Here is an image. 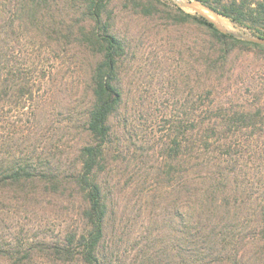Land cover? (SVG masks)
<instances>
[{
  "label": "trees",
  "instance_id": "16d2710c",
  "mask_svg": "<svg viewBox=\"0 0 264 264\" xmlns=\"http://www.w3.org/2000/svg\"><path fill=\"white\" fill-rule=\"evenodd\" d=\"M200 1L264 38V0ZM131 20L144 22L146 33L167 38L170 32L180 48L186 26L192 92L212 96L202 106L192 103L193 110L226 111L229 117L203 124L193 115L188 127L162 116L168 124L157 134L141 136L155 115L151 104L129 100L127 75L138 40L121 24ZM243 54L262 58L264 44L221 31L206 17L163 0H0L1 200L38 188L54 200L76 194L82 229L72 231L64 243L48 245L59 257L78 251L84 264H121L117 230L137 216L150 223L152 210L171 225L170 239L160 240L144 226L143 247L123 263L251 264L237 246L243 240L239 230L252 243H261L254 264H264V198L248 204L256 210L248 228L239 216L246 200L239 204L233 202L238 198H229L242 189L238 160L229 151L233 140L225 131L256 117L250 106L235 109L240 88L230 76L239 72ZM71 66L79 80L75 86L63 72ZM13 108L29 114L27 131L1 116ZM134 110L141 112V125L131 116ZM55 112L61 117L51 125ZM68 139L71 154L61 148ZM210 141L223 148L219 159L210 158ZM25 143L33 152L16 151V144ZM132 165L143 178L126 175ZM149 177L154 182L150 194L144 189ZM132 197L143 214L129 206Z\"/></svg>",
  "mask_w": 264,
  "mask_h": 264
},
{
  "label": "rangeland",
  "instance_id": "374dc122",
  "mask_svg": "<svg viewBox=\"0 0 264 264\" xmlns=\"http://www.w3.org/2000/svg\"><path fill=\"white\" fill-rule=\"evenodd\" d=\"M163 1L170 5H177L175 0ZM184 10L194 12L188 8ZM219 23L239 34L249 35L245 28L236 25L227 17L222 16ZM143 24L144 22L133 20L121 24L124 28L129 26L138 40L137 52L131 56L134 60L127 75L130 88L129 100L151 104L150 112H154L155 115L154 121H144L143 131H140L141 136L148 137L154 133L157 134L158 130L164 127L163 124L169 123L163 121L166 116L175 120L179 119L188 127L190 123L187 118L193 115L203 121V124L229 117L226 111L222 113L213 110L205 112L204 107L193 110L192 103L196 102V105L202 106L201 104L211 100L212 96L207 93L194 96L195 92H192L191 82L187 76L189 67L187 45L191 38L188 28L186 26L183 28L182 47L180 48L177 36L174 35V38L168 32L167 38H163L161 33L156 35L146 33L147 31L141 28ZM48 62H50L49 68H52L50 59ZM238 66L239 72L230 76L232 85L240 88V93L238 92L239 94L234 97L235 109L241 111L244 107L250 106L254 109L256 117L250 119V122L245 124L246 126L231 124L225 131L233 140L229 151L238 160L236 164L240 174L237 180L242 189H240L241 194L236 193L229 198H238L233 202L239 204L242 198L246 200L239 216L241 214L244 217L240 224L248 228L253 223L256 213L253 205L249 207L248 204H254L256 198L259 200L264 198V57L243 54L240 56ZM63 72L71 86L78 83L77 73L73 66L66 68ZM71 92L75 93V89ZM74 96H77L76 93ZM129 109L132 111V108L129 107ZM2 113L4 114L1 116L8 121L18 123L20 126L18 129L27 131L30 127L29 114L16 111L15 108L11 111L3 110ZM140 113V110H134L131 116H136L141 125L143 119ZM60 117L61 114L55 112L51 125L57 124V119ZM48 129L43 131L48 132ZM0 130L2 131L3 128L0 127ZM205 132L211 133L212 130ZM232 133L236 135L233 136ZM71 141L68 139L64 141L63 146L61 145V148L70 154L74 149ZM210 142V158L219 159L223 156V148L215 142ZM27 143L16 144V151L21 153L28 149L29 152H33L32 146L27 148ZM151 162H155V159L151 158ZM129 173L135 176V181L143 178L142 174H136L139 173L138 166L133 167L132 165L126 175ZM144 189L149 194L154 189L151 177L146 179ZM76 197V194L64 195L59 198L60 200H54L45 194L43 188H38L30 190L25 196L17 192L8 194L2 198L3 200L0 198V264H84L78 251L73 252L71 257H64L65 255L59 257L52 253L48 245V243L55 242L64 243L72 231L82 229L83 223L80 219L79 202ZM132 205L139 214L144 213L137 198L132 197L129 206ZM152 212L154 219L150 223L144 224L142 218L137 216L132 224L127 223L126 227L117 230L115 239L121 264L129 262L143 247L146 235L144 226H150L149 232L152 235L158 234L160 240L170 239L171 225L160 214L155 215L157 212L160 213L158 210H152ZM237 232L239 237H243L242 242L237 244L240 252L246 258L249 257V262L254 264L257 260L256 256L262 249L260 248L261 243H252L250 235L244 231L237 230Z\"/></svg>",
  "mask_w": 264,
  "mask_h": 264
},
{
  "label": "water",
  "instance_id": "95a60500",
  "mask_svg": "<svg viewBox=\"0 0 264 264\" xmlns=\"http://www.w3.org/2000/svg\"><path fill=\"white\" fill-rule=\"evenodd\" d=\"M176 4L181 7L182 9L188 8L192 9L194 12L206 17L208 20L212 21L215 26L224 32L231 33L235 36L253 40L259 43L264 44V38L263 37H255L253 35H242L236 32L233 29L226 28L225 26L221 25L219 23L220 19L222 18V14L218 13L211 7H209L206 3L200 1V0H175ZM225 17V16H223Z\"/></svg>",
  "mask_w": 264,
  "mask_h": 264
}]
</instances>
